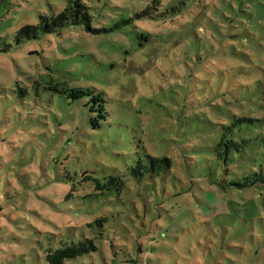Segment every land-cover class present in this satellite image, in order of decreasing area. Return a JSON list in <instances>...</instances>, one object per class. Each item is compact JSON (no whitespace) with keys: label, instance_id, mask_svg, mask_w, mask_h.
Listing matches in <instances>:
<instances>
[{"label":"rangeland","instance_id":"obj_1","mask_svg":"<svg viewBox=\"0 0 264 264\" xmlns=\"http://www.w3.org/2000/svg\"><path fill=\"white\" fill-rule=\"evenodd\" d=\"M148 1L94 0L98 32L18 46L14 33L64 0L0 7V264H48L47 249L83 236L96 250L65 264H264V182L229 185L244 166L264 173V0H168L184 1L181 12L137 16ZM47 71L102 93L98 128L82 99L33 95L24 78ZM242 115L254 121L229 132L246 151L222 179L217 125ZM144 153L170 157L172 170L138 183L129 168ZM75 173L123 175L125 187L85 196V184L70 191Z\"/></svg>","mask_w":264,"mask_h":264},{"label":"trees","instance_id":"obj_2","mask_svg":"<svg viewBox=\"0 0 264 264\" xmlns=\"http://www.w3.org/2000/svg\"><path fill=\"white\" fill-rule=\"evenodd\" d=\"M10 0H0V7L9 3ZM168 0H150L144 7L138 11L137 16H143L149 19L157 18L158 14L156 11L160 7H165L163 10L169 12L170 10L181 12L184 1L180 2L178 5L171 6L165 4ZM92 2L94 0H64V5L61 10L53 11L51 10L48 14H41L38 17V20L35 24H25L21 26L13 36V41L15 45L18 46L22 42H29L31 40H36L40 36L49 33H59L62 30L70 29L75 26H81L85 32L96 33L98 29L92 27L93 25V7ZM105 5V4H104ZM15 46V48H16ZM27 85H30L29 88L32 90L33 95H39L38 88L42 86L44 91L53 90L58 95L64 99L70 101H78L82 99L83 107L85 113H90V125L91 129L98 128L100 123L93 116L94 112H98V117L104 119L106 109H105V99L103 98L102 93L94 92L89 88L81 87H71L65 80H61L59 77L54 76L49 71L44 73H39L37 77L27 76L24 78ZM259 86L264 92V71L258 82ZM21 91V88H20ZM25 91L28 92V89L25 87ZM35 91V93H34ZM21 93H23L21 91ZM52 93V92H51ZM89 96V98L84 97ZM94 103V105L92 104ZM102 121V120H101ZM254 119L246 117L244 115L234 117L232 121L228 124L222 126V131L219 128V132H222V136L218 140L219 142L214 146L213 149V158L212 163L215 168H223L221 171L223 178L230 172L228 171V165L231 164L235 156L232 157V154L237 153V158L242 156V153L246 150L242 149L239 146V142L231 139L229 132L232 126L236 127L240 122H253ZM260 145V142H259ZM143 157L139 156L134 158L131 162V167L129 168V175L135 178L134 180L138 183L144 181H154L156 178H159L161 175L166 174L168 171L172 170L173 161L168 156H153L148 153H144ZM259 166V165H258ZM241 169V174L239 175L236 171L231 172L232 175L236 176L229 182L230 186H235L238 189H242L247 186L254 185L258 182H264V173L258 172L255 167H243ZM127 167L123 170L125 173ZM239 172V173H240ZM239 175V176H238ZM77 180L71 182V188L74 183L85 184L88 192L85 196H98L112 192L109 197L120 198L125 187L123 180V175L108 174L104 175L101 178L93 177L90 174L78 175L75 173ZM215 181L219 188L224 189L221 184H224V180H221L219 184V178L214 177ZM210 184H215L213 180H209ZM228 184V183H227ZM90 191V192H89ZM71 193V192H69ZM71 195V194H70ZM134 204V201L132 202ZM152 214V210L149 208L144 211V214ZM151 216V215H150ZM155 218V217H154ZM102 220L104 218H101ZM153 241V239H151ZM96 250L93 237L83 236L79 240L69 239L67 241H60L59 245L56 248H49L45 253V260L48 264H65L67 260L74 259L76 257L88 254Z\"/></svg>","mask_w":264,"mask_h":264}]
</instances>
